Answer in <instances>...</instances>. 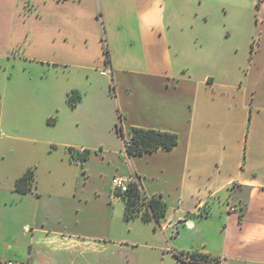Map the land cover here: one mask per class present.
Here are the masks:
<instances>
[{
  "label": "crops",
  "instance_id": "0c3cea01",
  "mask_svg": "<svg viewBox=\"0 0 264 264\" xmlns=\"http://www.w3.org/2000/svg\"><path fill=\"white\" fill-rule=\"evenodd\" d=\"M168 1L128 0L131 17L108 29L104 90L89 74L68 87L62 103L37 118L33 127L43 136L22 144L16 160L7 159L0 137V264H137L151 251L165 252L161 264H195L175 251L218 264H264V1L249 33L226 23L211 30L214 69L200 75L174 64ZM137 76L142 107L127 109L118 95L115 110L102 106V91L111 99L112 88ZM72 90L81 96L75 106ZM134 127L174 132L177 144L128 154ZM30 168L33 185L17 191L16 179ZM114 176L165 204L159 223L125 217ZM140 225L150 234H140Z\"/></svg>",
  "mask_w": 264,
  "mask_h": 264
},
{
  "label": "rangeland",
  "instance_id": "374dc122",
  "mask_svg": "<svg viewBox=\"0 0 264 264\" xmlns=\"http://www.w3.org/2000/svg\"><path fill=\"white\" fill-rule=\"evenodd\" d=\"M258 15L256 0H169L165 25L174 64L192 75L214 69L208 60L211 30L226 23L249 33ZM129 17L128 0H0V137L7 142L9 161L18 159L28 139L43 136L33 127L39 115L62 103L66 89L82 85L85 74L104 90L110 80L100 73L108 29ZM176 50L181 54L174 55ZM130 52L137 57L136 50ZM192 54L203 61L196 62ZM133 79L120 91L112 88L111 99L102 91V106L115 110L118 95L127 109L142 107L143 80ZM138 231L150 234L144 225ZM161 241L163 249H170L169 242ZM164 253L143 254L146 262L137 264H161Z\"/></svg>",
  "mask_w": 264,
  "mask_h": 264
},
{
  "label": "trees",
  "instance_id": "16d2710c",
  "mask_svg": "<svg viewBox=\"0 0 264 264\" xmlns=\"http://www.w3.org/2000/svg\"><path fill=\"white\" fill-rule=\"evenodd\" d=\"M262 1L264 0H257L256 7H259ZM104 53L107 56V61L109 55L107 47L104 48ZM67 98L69 104L75 106L81 96L77 90H72ZM177 139V134L174 132L134 127L131 130L130 146L127 148V152L128 154H142L159 148L170 149L177 144ZM82 157H85V153ZM33 181L34 170L30 168L16 179L15 189L19 192H26L33 185ZM121 195L125 202V217L127 219L140 217L143 221H153L157 224L165 214V204L155 197L146 199L137 182H131L127 191ZM142 207L145 208L143 213H141ZM242 210L243 208L239 209V220H242ZM173 255L181 261L195 264H218L217 258L199 252L175 251Z\"/></svg>",
  "mask_w": 264,
  "mask_h": 264
},
{
  "label": "built area",
  "instance_id": "2783aa9c",
  "mask_svg": "<svg viewBox=\"0 0 264 264\" xmlns=\"http://www.w3.org/2000/svg\"><path fill=\"white\" fill-rule=\"evenodd\" d=\"M101 75L109 77L111 79V69L109 66H105L102 70H100ZM130 146V140H125L124 142V148L125 150H127V148ZM78 153L80 155L84 154L85 151L84 149H79ZM129 186V183L127 182L126 179L119 177V176H114L111 179V187L112 189L117 192L118 194H122L124 192L127 191ZM139 188L141 189V187L139 186ZM232 211H234V208H230ZM1 264H22L20 262H17L15 260L12 259H5L2 260Z\"/></svg>",
  "mask_w": 264,
  "mask_h": 264
}]
</instances>
